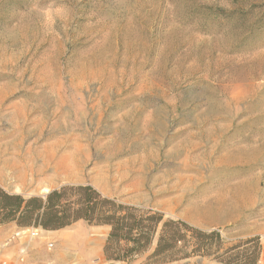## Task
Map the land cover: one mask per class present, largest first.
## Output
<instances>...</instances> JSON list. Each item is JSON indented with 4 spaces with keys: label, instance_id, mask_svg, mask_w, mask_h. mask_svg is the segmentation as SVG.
<instances>
[{
    "label": "rangeland",
    "instance_id": "rangeland-1",
    "mask_svg": "<svg viewBox=\"0 0 264 264\" xmlns=\"http://www.w3.org/2000/svg\"><path fill=\"white\" fill-rule=\"evenodd\" d=\"M71 154L79 171L57 175ZM0 175L25 199L90 185L224 250L258 237L264 264V0H0ZM74 226L104 246L111 230L46 232ZM79 243L68 253L110 264Z\"/></svg>",
    "mask_w": 264,
    "mask_h": 264
},
{
    "label": "trees",
    "instance_id": "trees-1",
    "mask_svg": "<svg viewBox=\"0 0 264 264\" xmlns=\"http://www.w3.org/2000/svg\"><path fill=\"white\" fill-rule=\"evenodd\" d=\"M80 220L111 228L104 246L110 264H133L147 253L146 264H190L185 261L196 257L219 264H258L261 256L258 237L245 242L241 252L240 246L224 250L217 232L207 234L181 220H164L160 212L119 204L90 185L64 186L44 198L28 199L0 187V226L15 223L55 231Z\"/></svg>",
    "mask_w": 264,
    "mask_h": 264
},
{
    "label": "crops",
    "instance_id": "crops-1",
    "mask_svg": "<svg viewBox=\"0 0 264 264\" xmlns=\"http://www.w3.org/2000/svg\"><path fill=\"white\" fill-rule=\"evenodd\" d=\"M30 229H22L16 226L12 229L13 237L17 233L21 234V237L15 238L11 244L7 245V248L5 249L6 261L13 262L18 248L21 245L27 244L28 262L30 264H87L85 260L81 258L79 253H77L78 257H75V254L72 255L71 252L68 253L70 250L67 247L73 248L75 245H79V242L88 245L93 241L94 243L92 244H96L101 251L105 242V238H101L100 240H90L88 237V231L83 226H74L69 230L57 232H46L42 230L39 238L29 237ZM44 245L48 248L52 245L51 248L56 247V250L52 255L47 256L46 254H43ZM79 252L81 253V251ZM40 256L42 257L41 260L39 259Z\"/></svg>",
    "mask_w": 264,
    "mask_h": 264
},
{
    "label": "bare ground",
    "instance_id": "bare-ground-1",
    "mask_svg": "<svg viewBox=\"0 0 264 264\" xmlns=\"http://www.w3.org/2000/svg\"><path fill=\"white\" fill-rule=\"evenodd\" d=\"M26 107V106H25ZM24 108V107H23ZM16 109V107H15ZM14 109V110H15ZM18 109V108H17ZM21 109V108H20ZM28 109V108H27ZM26 111V110H25ZM85 149V148H84ZM74 150V149H73ZM86 150V149H85ZM75 153V152H74ZM53 154V153H52ZM77 155V154H75ZM59 157V156H58ZM57 157V158H58ZM48 158V157H47ZM76 158H74V156H72V154L70 156H66L65 158H63L62 160H60L56 165H54V167L51 166L53 160H49L43 163V166L41 168L36 169L34 165H28L22 168V170L19 172V178L21 179H25V173L26 171H32V172H36L38 171L39 174L45 170V169H49L48 167H52L53 171L58 175L59 172H61L62 174L66 175L68 178H71L70 176L73 175L72 177H74L75 172L81 167V165L79 164V162H76L75 160ZM30 160V159H28ZM83 161V160H82ZM30 162V161H29ZM17 163V162H16ZM15 163V164H16ZM32 163V162H31ZM27 164V162H26ZM83 164V163H82ZM4 165V164H3ZM8 166V165H7ZM10 166V165H9ZM11 167V166H10ZM9 167V168H10ZM16 168V166H14ZM18 167V165H17ZM2 171V170H1ZM48 171V170H47ZM96 171V170H95ZM2 174V173H1ZM100 174V173H99ZM1 176V175H0ZM3 176V175H2ZM96 177V176H95ZM94 177V178H95ZM97 178V177H96ZM121 178V177H120ZM19 180V179H18ZM95 180V179H93ZM113 180V179H112ZM22 182H24L23 180H21ZM119 184V183H118ZM105 185V184H104ZM106 187V186H105Z\"/></svg>",
    "mask_w": 264,
    "mask_h": 264
},
{
    "label": "built area",
    "instance_id": "built-area-1",
    "mask_svg": "<svg viewBox=\"0 0 264 264\" xmlns=\"http://www.w3.org/2000/svg\"><path fill=\"white\" fill-rule=\"evenodd\" d=\"M41 231L42 229L31 228L29 230V237H39ZM19 237H21V234L17 233L16 235H14V237L10 238L9 243H12L15 238ZM51 247L52 245H50V248ZM2 264H30L28 262V246L21 245L17 250V253L14 257V261H4Z\"/></svg>",
    "mask_w": 264,
    "mask_h": 264
}]
</instances>
